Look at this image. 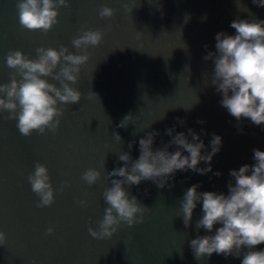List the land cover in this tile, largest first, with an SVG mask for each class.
Here are the masks:
<instances>
[{
  "label": "water",
  "instance_id": "water-1",
  "mask_svg": "<svg viewBox=\"0 0 264 264\" xmlns=\"http://www.w3.org/2000/svg\"><path fill=\"white\" fill-rule=\"evenodd\" d=\"M16 3L0 0V84L10 82L9 51L22 50L34 59L36 48L58 50L63 44L76 52L71 41L82 29H100L104 38L89 48L90 59L72 85L83 98L66 108L55 133L34 131L25 137L16 120L0 114V230L7 236V245L0 246V264H241L242 256L194 258L189 242L209 234L196 229L202 204L185 227L179 201L193 184H200L201 192L227 194L230 170L254 164L253 149L264 151V125L247 118L238 122L221 106L222 96L211 85L213 62L203 59L216 51L218 32L235 35L230 23L237 18L264 20V7L252 0H239L238 6L237 0H70L69 7L59 9V23L43 33L20 27ZM105 5L115 10L113 17H100ZM91 92L97 98H89ZM128 113L138 119L117 127ZM177 117L186 123L180 125ZM173 126L185 134L194 129L205 144L203 152L211 151L212 133L221 136L212 169L222 175L177 171L169 180L171 187L158 188L152 181L133 185L131 194L152 208L144 223L122 224L111 238H93L88 229L98 227L108 207L103 192L111 179L119 178L108 173L124 165L119 154L135 141L131 156L138 159L139 140L152 131L160 133L154 148L163 147L171 139L165 131ZM37 162L47 166L55 189L53 204L43 208L28 182ZM89 168L101 172L92 186L81 179ZM64 181L69 186L61 192ZM49 227L54 228L51 235ZM256 250H264V244Z\"/></svg>",
  "mask_w": 264,
  "mask_h": 264
},
{
  "label": "clouds",
  "instance_id": "clouds-1",
  "mask_svg": "<svg viewBox=\"0 0 264 264\" xmlns=\"http://www.w3.org/2000/svg\"><path fill=\"white\" fill-rule=\"evenodd\" d=\"M252 2L264 7V0ZM69 6L70 0H17L19 25L28 31L47 33L59 23V9ZM162 7L159 4L158 10H162ZM99 15L101 18H111L115 10L105 5L101 7ZM230 27L235 29V35L218 32L215 35L216 51H209L203 57L214 65L211 85L222 96L221 106L238 122L247 118L252 124L261 126L264 125V20L237 18L230 23ZM103 38L104 32L100 29H82L81 34L71 41L76 52L63 44L58 50L43 46L36 48L34 59L22 50L9 51L6 65L13 71L10 82L0 84V114L8 113L5 119L16 120V127L25 137H30L34 131L40 135L47 131L55 133L66 108L83 98V93L72 85L78 82L81 67L90 59L89 48L99 46ZM204 47L207 49L208 46ZM49 77L59 86L50 82ZM92 96L97 98L94 92L89 98ZM137 119L128 113L117 127L126 128ZM176 120L180 125L186 123L180 117ZM197 123L203 124L204 121ZM165 134L171 139L161 148H154L155 137L160 135L158 131L148 132L141 138L140 155L136 160L131 156L135 141L128 144V152L119 154L118 159L124 165L108 173L110 178H119L111 179V186L103 192L108 207L98 221V227L88 229L93 238H111L122 224L133 227L144 223L145 216L152 208L141 204L131 194V186L152 181L158 188L171 187L169 180L177 171L191 170L199 175L213 172L212 160L221 150V136L212 133L211 151L203 152L205 144L194 129L189 128L185 134L176 132L173 126L167 128ZM113 136L116 141H122L119 133L114 132ZM172 146H176L177 150L169 151ZM253 153L254 164L230 170L232 179L227 183V194L201 192L198 191L201 185L193 184L180 199L179 216L185 227L191 225L194 210L198 204H202V215L196 221V229H204L209 234L198 235L189 242L196 260L210 259L217 254L225 258L242 256L241 264H264V250H256V246L264 244V151L253 149ZM105 162L106 156L102 161L103 168ZM201 162L207 166L200 167ZM213 175L220 176L222 173L217 171ZM100 177L99 170L89 168L81 179L92 186ZM28 182L39 197L38 207L53 204L55 189L46 165L37 162L28 176ZM68 186V182L64 181L61 192ZM80 203L87 206L86 201ZM217 224L222 226L214 228ZM53 232L54 228L47 229V234ZM6 245V233L0 230V246Z\"/></svg>",
  "mask_w": 264,
  "mask_h": 264
}]
</instances>
